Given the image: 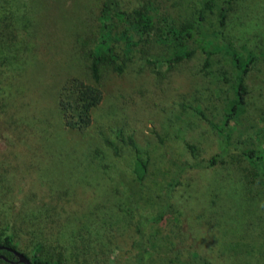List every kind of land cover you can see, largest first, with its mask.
<instances>
[{
  "label": "rangeland",
  "instance_id": "obj_1",
  "mask_svg": "<svg viewBox=\"0 0 264 264\" xmlns=\"http://www.w3.org/2000/svg\"><path fill=\"white\" fill-rule=\"evenodd\" d=\"M101 1L0 0V232L11 224L21 251L43 241L61 264H136L139 224L150 264H264V178L241 156L264 150V57L245 76L228 145L220 132L234 75L222 45L264 51V0H235L223 26L214 0L188 60L153 68L132 53L122 74L104 67L90 126L70 129L58 95L69 77L90 81ZM149 1L178 23L207 0ZM128 135L148 158L143 188Z\"/></svg>",
  "mask_w": 264,
  "mask_h": 264
},
{
  "label": "trees",
  "instance_id": "obj_2",
  "mask_svg": "<svg viewBox=\"0 0 264 264\" xmlns=\"http://www.w3.org/2000/svg\"><path fill=\"white\" fill-rule=\"evenodd\" d=\"M234 1L222 0L219 11L221 26L225 24V18ZM215 5L214 0H207L196 10L195 16L177 23L167 13L160 12L159 14L154 8L153 2L149 0H141L132 8L127 7L124 0H102L97 16V40L88 53L90 81L79 76H72L60 88L57 107L64 126L80 130L90 126L92 113L103 99L100 82L104 67L117 74H122L132 53H139L141 58L151 64L153 68H157L160 63L190 59L195 53V48L192 47L194 36L197 34L204 36L203 23L206 19V10H211ZM136 37H138L137 40H135ZM8 40L15 43L14 36H10ZM150 42L161 47L162 55L149 53ZM207 44L210 46L214 43L210 40ZM222 46L234 68L233 97L224 111L223 123L220 128L228 145L230 124L241 112L246 102L245 76L257 59L264 57V51L261 53L249 52L243 56L231 44L224 43ZM5 61L6 59L0 61V67ZM1 103L3 106L4 102L0 93ZM105 142L114 149V152H119V147L112 141L105 139ZM126 145L133 154L130 167L132 176L135 182L143 188L148 173V158L142 156L132 135L126 137ZM241 156L258 165L264 178V150L243 149ZM209 161L210 165H216L218 159L213 157ZM136 232L138 238L133 244L138 251L135 255L136 264H150L152 253L139 224L136 225ZM0 245L21 251L20 240L11 224L6 225L4 231L0 232ZM44 247L45 243L41 241L35 244L32 256L21 252L30 258L33 264H61L53 258L44 256L42 254ZM0 254L8 259L15 258L13 253L6 249H0ZM0 263L17 264L7 262L2 258H0Z\"/></svg>",
  "mask_w": 264,
  "mask_h": 264
},
{
  "label": "water",
  "instance_id": "obj_3",
  "mask_svg": "<svg viewBox=\"0 0 264 264\" xmlns=\"http://www.w3.org/2000/svg\"><path fill=\"white\" fill-rule=\"evenodd\" d=\"M0 249H6L10 252L13 253L14 255V259H8L6 258L4 255L0 254V258L4 259L5 261L7 262H10V263H21V264H33L32 261L30 260V258H28L24 253H22L21 251L17 250V249H14V248H11V247H7V246H4V245H0Z\"/></svg>",
  "mask_w": 264,
  "mask_h": 264
}]
</instances>
